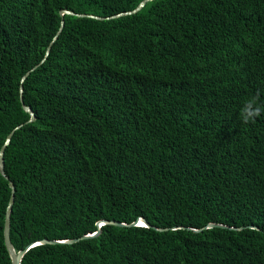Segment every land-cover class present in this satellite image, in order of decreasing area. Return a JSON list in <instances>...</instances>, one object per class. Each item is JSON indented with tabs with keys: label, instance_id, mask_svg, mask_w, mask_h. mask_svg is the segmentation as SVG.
I'll use <instances>...</instances> for the list:
<instances>
[{
	"label": "trees",
	"instance_id": "trees-1",
	"mask_svg": "<svg viewBox=\"0 0 264 264\" xmlns=\"http://www.w3.org/2000/svg\"><path fill=\"white\" fill-rule=\"evenodd\" d=\"M0 0V264H264V0ZM90 15L99 18L64 14ZM63 27L56 36L60 24ZM22 99L35 120L22 108ZM221 224L239 231L210 228ZM184 227L160 232L155 228ZM255 227L256 229L250 228Z\"/></svg>",
	"mask_w": 264,
	"mask_h": 264
},
{
	"label": "water",
	"instance_id": "water-1",
	"mask_svg": "<svg viewBox=\"0 0 264 264\" xmlns=\"http://www.w3.org/2000/svg\"><path fill=\"white\" fill-rule=\"evenodd\" d=\"M149 1H152V0H144L133 11L126 12V13H123V14H118V15H115V16H113L111 18H117V17L123 16V15H132V14H135L138 11H140L145 6V4L147 2H149ZM59 14H60L61 17L64 14H68V15H76L78 17H85V16H87V17H90V18H93V19H109V18L94 17V16H90V15L73 14L72 12H69V11H66V10L60 11ZM62 27H63V22H61L60 28H59L56 36L53 38L52 42L47 47L46 54H45L46 56L49 54L51 45L56 40V38L58 37L59 33L62 30ZM37 67L38 66H35L30 71L26 72V74L23 76V78L21 80V85H20V88H19V92H20V102H21L22 108L30 116V119H29L28 122H33L35 120V116H34V113L32 112V110L28 106L24 105V103H23V99H22V93H23L22 82ZM20 127L21 126L16 127L8 135V137H7L4 145L0 148V174L4 177L5 180H8V177L4 173V150H5L6 145L10 142V139H11L12 135L14 134V132L18 128H20ZM8 186H9V188L11 190V195H10V199H9L8 206H7L6 213H5V221H4V243H5V247H6L7 251H8V254L10 256L11 264H20L21 261H22V258L25 255V253L30 248L35 247V246H39V245H56V244H74V243H77L78 241H81V240H87V239L95 238V237H97L100 234V231H101L100 230V227L105 226V225H111V226H116V227H144V228H149L150 227L143 218H138L137 220H135L131 224H124V223H119V222H116V221H100V222L97 223V230L94 233L87 234V235L81 236V237L76 238V239H68V240H63V241L46 240V239L45 240H40V241L34 242L32 244H29L28 246H26L23 250H21L19 252H15L14 249H13V247H12V244L10 242V213H11V207H12L13 202H14V192H15V189H14L13 183L10 182V181L8 182ZM215 227L216 228H222V229H225L226 228V229H231V230H236V231H239V230L242 229V228H230V227L223 226L221 224H212V223L208 224L206 227H204L202 229H190V228H188V229L189 230H192L193 232H200L201 230L215 228ZM250 228H253V229L258 230L255 227H250ZM176 229H185V228L184 227H172V228H161V229L160 228H158V229L155 228V230L160 231V232H164V231H167V230H176Z\"/></svg>",
	"mask_w": 264,
	"mask_h": 264
},
{
	"label": "clouds",
	"instance_id": "clouds-1",
	"mask_svg": "<svg viewBox=\"0 0 264 264\" xmlns=\"http://www.w3.org/2000/svg\"><path fill=\"white\" fill-rule=\"evenodd\" d=\"M260 116H264V103L260 101V93L257 92L243 103L239 118L242 123L249 124Z\"/></svg>",
	"mask_w": 264,
	"mask_h": 264
}]
</instances>
